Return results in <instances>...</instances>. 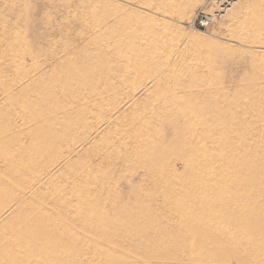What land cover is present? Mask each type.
Returning a JSON list of instances; mask_svg holds the SVG:
<instances>
[{
	"label": "rangeland",
	"instance_id": "374dc122",
	"mask_svg": "<svg viewBox=\"0 0 264 264\" xmlns=\"http://www.w3.org/2000/svg\"><path fill=\"white\" fill-rule=\"evenodd\" d=\"M0 0V264H264V0Z\"/></svg>",
	"mask_w": 264,
	"mask_h": 264
},
{
	"label": "built area",
	"instance_id": "2783aa9c",
	"mask_svg": "<svg viewBox=\"0 0 264 264\" xmlns=\"http://www.w3.org/2000/svg\"><path fill=\"white\" fill-rule=\"evenodd\" d=\"M237 0H207L210 10L199 11L194 20L193 27L206 30L214 26L233 8Z\"/></svg>",
	"mask_w": 264,
	"mask_h": 264
}]
</instances>
